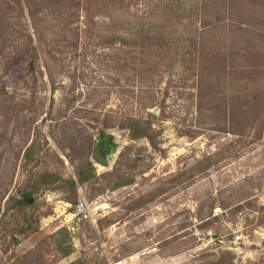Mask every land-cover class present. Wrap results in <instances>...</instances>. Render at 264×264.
<instances>
[{"label":"rangeland","instance_id":"1","mask_svg":"<svg viewBox=\"0 0 264 264\" xmlns=\"http://www.w3.org/2000/svg\"><path fill=\"white\" fill-rule=\"evenodd\" d=\"M54 1L0 0V264H264V0Z\"/></svg>","mask_w":264,"mask_h":264},{"label":"trees","instance_id":"2","mask_svg":"<svg viewBox=\"0 0 264 264\" xmlns=\"http://www.w3.org/2000/svg\"><path fill=\"white\" fill-rule=\"evenodd\" d=\"M17 3H19L22 7V9L24 10V6H26V4L28 3V0H16ZM75 1H80V0H72V2H75ZM54 2H59L61 3L60 0H55ZM75 6H78V4L75 2L74 3ZM202 7V6H201ZM85 11V14H86V18L88 19L87 21L89 22V20H92V13L89 12L90 10L89 9H84ZM30 14H34V11L33 10H30ZM247 23L246 22H243L241 23V25H246ZM204 29H206L204 26L200 27V29L198 31L197 34H195V37H194V40H193V43L194 45H197V43H201V41H203V38H204ZM239 29H241L239 27ZM195 31V30H194ZM246 33V32H245ZM245 33H241V35H245ZM100 38L102 35H99ZM111 41L110 43H125L126 40L124 39V37L118 33H111ZM152 38V35H150V33L147 31L146 33L142 32L140 34H138V36L134 39V42H139L138 40H142L145 42L146 39H151ZM108 42V41H107ZM186 60L184 59V62ZM233 116V112L231 113L230 111V117ZM135 124L137 125H140L139 122H135ZM148 130V127L147 128H144V129H138V130H135L132 128V139H139V138H142V137H145V138H148L152 144L154 146H156V143L153 141V137L149 134V132H147ZM234 134H237V131H234L233 132ZM113 140V135L112 134H106L105 131L103 130L101 132V135H100V140L98 141L97 145H96V149L99 147L100 148V152L101 154L106 157L108 156V154H110L111 152V147L110 145L113 143L112 142ZM87 171V173H86ZM112 173L114 174V172H108L106 173L105 176H108V175H112ZM77 176L79 178V182L80 183H83L85 181H88L90 180L92 177L96 176V171L94 169V167L92 166V164H89L87 162L86 164V167L85 169H83L82 171L78 172L77 173ZM69 182L74 186L76 187V181L74 179H69ZM34 192L35 190L34 189H30V190H27V191H24L22 193H20V195L18 197H15V196H12V200L18 204V205H21V206H28L31 204V199L34 195ZM22 232H27V229H22L20 230ZM13 238V242L14 243H18L19 242V237L18 235H13L12 236ZM64 243H60V250H62V252H64V256H68L71 252H72V247H71V244L67 247H62ZM64 246V245H63ZM221 263V260L218 259V260H215L213 262V264H220Z\"/></svg>","mask_w":264,"mask_h":264},{"label":"built area","instance_id":"3","mask_svg":"<svg viewBox=\"0 0 264 264\" xmlns=\"http://www.w3.org/2000/svg\"><path fill=\"white\" fill-rule=\"evenodd\" d=\"M76 215L87 218L89 215V207L84 201H80L76 206Z\"/></svg>","mask_w":264,"mask_h":264},{"label":"water","instance_id":"4","mask_svg":"<svg viewBox=\"0 0 264 264\" xmlns=\"http://www.w3.org/2000/svg\"><path fill=\"white\" fill-rule=\"evenodd\" d=\"M94 159L97 160L102 165H107L108 161L105 159V157L100 153V148L98 147L94 153Z\"/></svg>","mask_w":264,"mask_h":264}]
</instances>
